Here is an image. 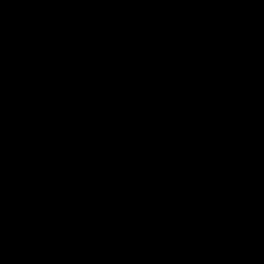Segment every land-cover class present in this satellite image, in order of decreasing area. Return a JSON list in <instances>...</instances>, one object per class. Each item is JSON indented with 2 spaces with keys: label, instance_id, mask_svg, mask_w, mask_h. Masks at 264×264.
Masks as SVG:
<instances>
[{
  "label": "trees",
  "instance_id": "obj_1",
  "mask_svg": "<svg viewBox=\"0 0 264 264\" xmlns=\"http://www.w3.org/2000/svg\"><path fill=\"white\" fill-rule=\"evenodd\" d=\"M0 264H264V0H0Z\"/></svg>",
  "mask_w": 264,
  "mask_h": 264
}]
</instances>
